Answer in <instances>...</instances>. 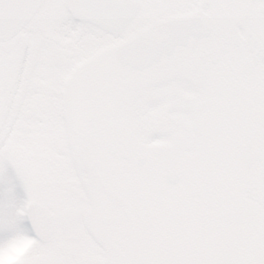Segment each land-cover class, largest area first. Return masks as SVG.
<instances>
[{"label": "snow or ice", "instance_id": "6c2138e0", "mask_svg": "<svg viewBox=\"0 0 264 264\" xmlns=\"http://www.w3.org/2000/svg\"><path fill=\"white\" fill-rule=\"evenodd\" d=\"M0 264H264V0H0Z\"/></svg>", "mask_w": 264, "mask_h": 264}]
</instances>
